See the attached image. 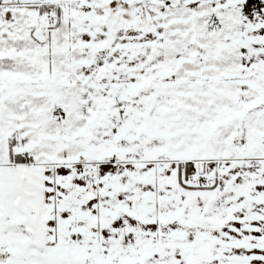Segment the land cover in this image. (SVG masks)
<instances>
[{"label":"snow or ice","instance_id":"snow-or-ice-1","mask_svg":"<svg viewBox=\"0 0 264 264\" xmlns=\"http://www.w3.org/2000/svg\"><path fill=\"white\" fill-rule=\"evenodd\" d=\"M0 264H264V0H0Z\"/></svg>","mask_w":264,"mask_h":264}]
</instances>
